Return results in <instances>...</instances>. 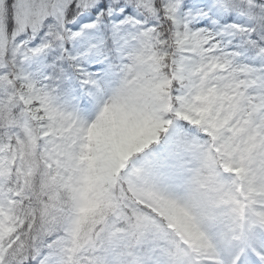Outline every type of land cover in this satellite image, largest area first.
<instances>
[{
	"label": "snow or ice",
	"instance_id": "6c2138e0",
	"mask_svg": "<svg viewBox=\"0 0 264 264\" xmlns=\"http://www.w3.org/2000/svg\"><path fill=\"white\" fill-rule=\"evenodd\" d=\"M0 264H264V0H0Z\"/></svg>",
	"mask_w": 264,
	"mask_h": 264
}]
</instances>
